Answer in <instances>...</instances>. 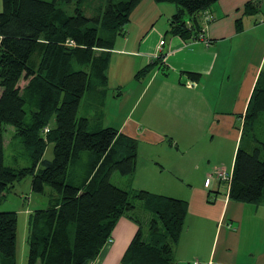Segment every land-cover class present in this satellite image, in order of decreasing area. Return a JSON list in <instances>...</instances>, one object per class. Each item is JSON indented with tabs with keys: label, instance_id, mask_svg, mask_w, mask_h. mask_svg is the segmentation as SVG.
<instances>
[{
	"label": "trees",
	"instance_id": "16d2710c",
	"mask_svg": "<svg viewBox=\"0 0 264 264\" xmlns=\"http://www.w3.org/2000/svg\"><path fill=\"white\" fill-rule=\"evenodd\" d=\"M83 1L2 0L0 202L16 181L28 175L32 176L33 191L44 193L46 186L51 188L50 205L30 214L28 264H90L121 217L140 220L130 215L136 209L130 201L131 192L111 181L116 171L123 176L134 174L137 139L111 126L92 130L79 108L91 87L107 84L111 51L141 0H106L99 14L91 17L79 7L70 14L62 6ZM154 1L176 4L168 32L189 41L199 37L202 12L219 0ZM244 7L245 14L256 15L260 0H249ZM242 28L239 19L237 29ZM67 40L75 41L76 46L66 45ZM165 55L160 51L156 60L137 72L136 78L145 77ZM190 76L198 75L191 72ZM22 80L26 81L24 86ZM263 114L264 68L243 116L229 183L231 200L264 202V141L254 133ZM5 125L14 127V137L29 158V166L6 165ZM47 127L49 131L45 132ZM250 133L254 140L251 150L241 145ZM49 143L54 144L52 160L44 158ZM83 153L92 154L95 161L79 168L86 173L70 183L73 166ZM132 196L153 217L146 231L139 225L123 263L176 264L174 247L185 226L188 202L148 190L136 191ZM17 233L18 213L0 211V264H17Z\"/></svg>",
	"mask_w": 264,
	"mask_h": 264
},
{
	"label": "crops",
	"instance_id": "0c3cea01",
	"mask_svg": "<svg viewBox=\"0 0 264 264\" xmlns=\"http://www.w3.org/2000/svg\"><path fill=\"white\" fill-rule=\"evenodd\" d=\"M248 1H217L209 8L212 20L200 17L199 37L186 41L168 32L176 4L141 0L111 51L107 84L91 87L79 108L92 130L111 126L137 139V168L123 179L147 175L146 186L134 188L188 202L174 247L176 264H264V202L231 200L227 183L213 175L214 170L230 169L225 147L216 139L227 141L234 164L240 122L264 68V0L256 15L245 14ZM161 40L166 52L162 68L156 65L137 79V72L159 57ZM191 72L198 76L191 77ZM199 137L196 144L207 139V147L188 145V139ZM87 158V164L95 161L92 154ZM181 180L186 182L178 184ZM119 220L113 241H107L91 264H124L138 229L125 220L120 230Z\"/></svg>",
	"mask_w": 264,
	"mask_h": 264
},
{
	"label": "rangeland",
	"instance_id": "374dc122",
	"mask_svg": "<svg viewBox=\"0 0 264 264\" xmlns=\"http://www.w3.org/2000/svg\"><path fill=\"white\" fill-rule=\"evenodd\" d=\"M46 1H53V0H46ZM106 0H84L81 4H78L76 2H72L69 4L62 5L64 8L68 10L70 14H74L77 7H79L85 16L91 17L96 16L99 14L100 10L102 9V6L105 4ZM2 0H0V11L2 10ZM25 84L22 81V85ZM96 84V81L93 82V85ZM1 91V90H0ZM116 106V105H115ZM141 106L137 109L136 114L138 115V112L140 110ZM50 126L53 125V122L49 124ZM240 126L242 128L243 123L240 122ZM4 136H5V163L6 165L13 166V167H25L30 165L29 158L23 154V150L21 146L19 145V141L16 139L15 136V129L12 125H5L4 126ZM254 133L256 134L257 138L261 141H264V114L260 117L259 122L257 123V126L255 128ZM252 133L245 135L242 139L241 145L245 149L251 150L254 145V140L251 137ZM188 139L187 143L193 148H197L199 150V147H207L208 140L204 139V143L206 144H196L197 140ZM210 139V138H209ZM216 142L220 141L222 148L225 147L226 154H224V158L228 160L227 164L230 166V169L232 168L231 165L234 166L232 163L233 158V151L230 152V146L227 145V141L216 139ZM215 142V143H216ZM226 143V144H225ZM143 145V144H142ZM53 143H49L47 145V148L45 150L44 158L48 160H52L54 157L53 154ZM145 148V146H142ZM238 148V146H237ZM197 150V153H198ZM196 153V155H197ZM223 153V152H222ZM195 156V150L192 149L191 151V158H194ZM196 157V156H195ZM195 159V158H194ZM87 163V155L86 153H83L81 159L75 163L73 166V172L70 175L69 182L75 183L77 180H79L86 171L80 170L79 168H82ZM225 169L226 172L232 174V170ZM213 175L215 177H218L217 171L214 170ZM77 176V177H75ZM171 176V174L167 175ZM123 175L119 173L118 171L114 172L111 175V181L118 185L119 187L123 189H127L131 192L130 201L136 205V209L130 212V215L132 217H135L137 219H140L139 222H135L130 217L123 216L120 218L118 225V228L121 230L122 225L121 222L125 220H132L133 223L137 226L136 230L139 228V225H142L144 230L146 231L149 225V222L151 221L153 214L147 213L141 208V203L139 200L134 198L132 194L134 192L139 191L140 189H136V187L141 183L144 185L147 183V175L144 176V178L140 179V175H137V177L134 179V181H129L128 179H123ZM196 179L199 180V177L196 176ZM149 182V181H148ZM177 182V181H176ZM185 183L186 181L181 180L178 181V184ZM198 185V181L195 183ZM136 185V186H135ZM226 184H223V186ZM146 186V185H145ZM50 193L51 188L49 186H46L44 193L35 192L32 189V176L28 175L21 180H18L15 182L14 186L6 192V195L0 202V211H16L18 213V233H17V264H28V253H29V246L27 243L28 239V225H29V219L30 214L33 213L36 209H44L47 208L50 205ZM118 222V221H117ZM140 223V224H139ZM112 237V236H111ZM108 243V242H107ZM40 264V263H38Z\"/></svg>",
	"mask_w": 264,
	"mask_h": 264
},
{
	"label": "built area",
	"instance_id": "2783aa9c",
	"mask_svg": "<svg viewBox=\"0 0 264 264\" xmlns=\"http://www.w3.org/2000/svg\"><path fill=\"white\" fill-rule=\"evenodd\" d=\"M212 18H213V16H212L210 10L206 9V10H204L202 12V19H204L206 22L212 20ZM66 45L76 46V43L73 40H67ZM164 45H165V40H161L160 43H159L161 51L163 50ZM48 131H49V127H47L45 129V132H48ZM216 171H217V174H218L217 178H219L221 181L227 183V186H228V189H229V183L232 180V174L226 172L224 169H218ZM112 241H113V239L110 237L108 239V242H112ZM195 264H199V263L195 262Z\"/></svg>",
	"mask_w": 264,
	"mask_h": 264
}]
</instances>
